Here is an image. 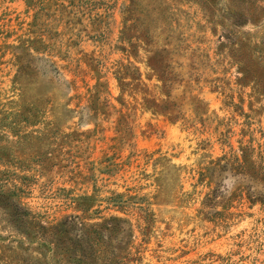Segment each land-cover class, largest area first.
I'll use <instances>...</instances> for the list:
<instances>
[{"label": "rangeland", "instance_id": "1", "mask_svg": "<svg viewBox=\"0 0 264 264\" xmlns=\"http://www.w3.org/2000/svg\"><path fill=\"white\" fill-rule=\"evenodd\" d=\"M1 186L0 264H264V0H0Z\"/></svg>", "mask_w": 264, "mask_h": 264}, {"label": "trees", "instance_id": "2", "mask_svg": "<svg viewBox=\"0 0 264 264\" xmlns=\"http://www.w3.org/2000/svg\"><path fill=\"white\" fill-rule=\"evenodd\" d=\"M5 186L0 187V208L4 211L6 218H8V221L15 226L18 230H21L23 234H29V230L26 228L27 224V217L30 215V211H28L24 203L20 200V198H17V194L14 191L11 190H5ZM92 198L87 197L86 200H89ZM116 221H119V218H115ZM112 223L114 222V218H112ZM68 225L70 227H74L77 230V236L75 238V241L72 237H68L69 241H72V244L79 245L80 242H82V236L83 231L81 227H83V223L80 221L79 216H74L69 218ZM42 227V226H40ZM53 232V230H51ZM66 234L69 235L68 229L62 226H55L54 232L52 233L54 236L57 237V235L60 234ZM43 236V235H42ZM46 237V236H43ZM43 244H45V240H41ZM72 264H82V259L79 256H71L69 258Z\"/></svg>", "mask_w": 264, "mask_h": 264}]
</instances>
